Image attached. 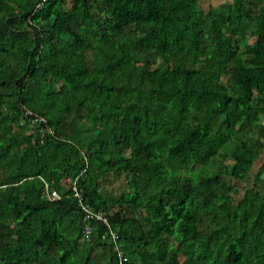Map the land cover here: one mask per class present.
<instances>
[{
  "label": "trees",
  "instance_id": "16d2710c",
  "mask_svg": "<svg viewBox=\"0 0 264 264\" xmlns=\"http://www.w3.org/2000/svg\"><path fill=\"white\" fill-rule=\"evenodd\" d=\"M263 155L264 0H0V264H264Z\"/></svg>",
  "mask_w": 264,
  "mask_h": 264
},
{
  "label": "built area",
  "instance_id": "2783aa9c",
  "mask_svg": "<svg viewBox=\"0 0 264 264\" xmlns=\"http://www.w3.org/2000/svg\"><path fill=\"white\" fill-rule=\"evenodd\" d=\"M24 115L32 116V119H31L32 124L40 123V122L43 123V125L39 127L41 137H43L47 131H51L47 127L46 120L42 116L33 114V112L27 108H24ZM72 190H73V196L78 199V203H79L81 209L84 211L83 217L85 219H87L89 217H94L98 221L105 224L108 228V233L111 235L112 240L116 243L117 234L111 229L110 222H109L108 218L106 217V215L100 211H93V210L89 209L86 205H84V203L82 201L81 192L77 189L75 182L73 183ZM48 197L52 200H55V199L59 198V195L57 192L52 191L51 193L48 194ZM83 229H84V231H83L84 235L88 236L91 232V227L89 225H86L83 227ZM117 250H118V248H117ZM118 256H119L120 260L126 259V258L121 257V253L119 250H118Z\"/></svg>",
  "mask_w": 264,
  "mask_h": 264
},
{
  "label": "crops",
  "instance_id": "0c3cea01",
  "mask_svg": "<svg viewBox=\"0 0 264 264\" xmlns=\"http://www.w3.org/2000/svg\"><path fill=\"white\" fill-rule=\"evenodd\" d=\"M226 0H200V3H203L204 4V6L202 7V6H200V7H202L203 9L204 8H207V9H209V8H211V7H217L220 3H223V2H225Z\"/></svg>",
  "mask_w": 264,
  "mask_h": 264
},
{
  "label": "rangeland",
  "instance_id": "374dc122",
  "mask_svg": "<svg viewBox=\"0 0 264 264\" xmlns=\"http://www.w3.org/2000/svg\"><path fill=\"white\" fill-rule=\"evenodd\" d=\"M200 6L203 7L204 4H203V3H200ZM213 7H214V6H213ZM204 9H207V8H204ZM249 41H251V39H249ZM263 156H264V155H263ZM263 156L259 157V158L256 160V162H255V164H254V167H253V170H254V171H257L259 165L262 163ZM242 193H243V192L241 191V194H242Z\"/></svg>",
  "mask_w": 264,
  "mask_h": 264
}]
</instances>
